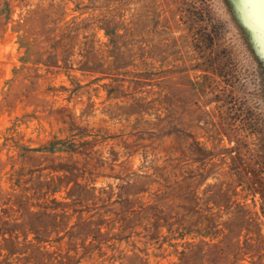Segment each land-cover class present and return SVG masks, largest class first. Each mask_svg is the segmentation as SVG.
<instances>
[{
	"label": "rangeland",
	"instance_id": "374dc122",
	"mask_svg": "<svg viewBox=\"0 0 264 264\" xmlns=\"http://www.w3.org/2000/svg\"><path fill=\"white\" fill-rule=\"evenodd\" d=\"M0 264H264V0H0Z\"/></svg>",
	"mask_w": 264,
	"mask_h": 264
}]
</instances>
